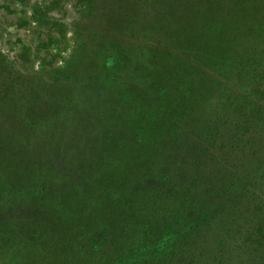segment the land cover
I'll list each match as a JSON object with an SVG mask.
<instances>
[{"label": "rangeland", "instance_id": "1", "mask_svg": "<svg viewBox=\"0 0 264 264\" xmlns=\"http://www.w3.org/2000/svg\"><path fill=\"white\" fill-rule=\"evenodd\" d=\"M173 21L198 32L193 49L170 53ZM190 51L201 64L185 65ZM176 84L205 99L193 134L168 122ZM2 165L78 187L91 220L127 213L129 193V214L170 231L139 240L148 253L234 264L238 229L264 213V0H0ZM117 220L108 227L141 226Z\"/></svg>", "mask_w": 264, "mask_h": 264}, {"label": "trees", "instance_id": "2", "mask_svg": "<svg viewBox=\"0 0 264 264\" xmlns=\"http://www.w3.org/2000/svg\"><path fill=\"white\" fill-rule=\"evenodd\" d=\"M188 18L191 20V16ZM179 25L182 26V23L173 21L172 31L168 36V40L175 46L170 53H176L175 55L182 53L185 47L193 49V44L198 43L196 37L193 40L187 39V36L199 35L198 32H191ZM206 25L208 24L204 25L203 30L209 29ZM173 28L181 34L173 33ZM206 35H210V32ZM213 50L214 45L207 43V50L203 55L210 54ZM189 57L185 65L190 66L195 62L201 64L199 58L191 51ZM242 57L230 61L232 69H239L241 73L245 69ZM225 58L227 55L224 51H217L212 62L207 65L204 63V66L210 68L213 74L217 67L226 62ZM254 65L255 62L252 66ZM257 78L258 76H255V79ZM259 80L261 81V78ZM146 95L147 93L141 91V97ZM168 97L171 98L173 106L177 104L172 119L168 122L175 123L185 134H193L195 130L191 129L190 118L197 113V108L205 101L204 97L197 91L187 89L186 85L178 84L168 92ZM155 104L158 105L159 100L155 101ZM140 121L143 122V119ZM28 176H31V179H28ZM77 192L76 186L69 183L59 185L47 175L42 178L34 172L26 173L21 166H0V264H116L118 260L126 258L130 259L127 264H180L173 261L171 255L148 253L153 250L152 247L137 244L142 239L144 241L141 242L155 238L160 240V236L163 239L170 231L165 232L163 227H153V220L145 226L147 216L140 218L134 212L129 214L138 204L132 199V195L126 194L130 199L120 204L127 213L101 214L91 220L87 213L90 200L86 196L76 195ZM263 205V202L259 204L261 207ZM172 206L175 207L176 204ZM147 209L142 208L145 213ZM174 214L169 216L172 224L178 218ZM148 215L152 216V213ZM261 215L257 226L252 230L241 227L238 229L234 264H264V213ZM114 219L141 226H127L124 231H116L108 227V223ZM156 223L160 222L157 220ZM96 240L101 244L96 243ZM223 242L224 237L220 243ZM173 254L174 252L172 256ZM180 254L184 253L180 250L178 255Z\"/></svg>", "mask_w": 264, "mask_h": 264}]
</instances>
